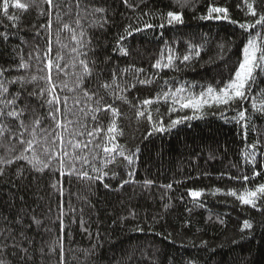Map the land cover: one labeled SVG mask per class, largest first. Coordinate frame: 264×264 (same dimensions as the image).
<instances>
[{"label": "trees", "instance_id": "obj_1", "mask_svg": "<svg viewBox=\"0 0 264 264\" xmlns=\"http://www.w3.org/2000/svg\"><path fill=\"white\" fill-rule=\"evenodd\" d=\"M21 2L30 6L27 10L10 7L9 15L16 16L15 20L0 11V69L8 70L0 81L17 77L25 80L23 85L6 83L5 94L9 100L18 97L17 109H24L20 120L28 127L25 139L33 138V122L39 119L35 139L43 142L42 137L48 136L51 140L55 122L49 116L51 106L44 102L47 95L40 96V89L49 87L41 77L49 75L48 59L59 54L61 67L69 65L63 71L53 66L50 72L55 92L61 97L57 114L61 122L65 117L78 122L70 130L81 132L99 125L103 135L115 119L123 133L115 142L123 155L114 153V158L105 163L102 149L95 148L101 142L97 136L87 150H77L89 163L77 160L76 172L71 175L67 170L62 175L56 160L37 170L27 160L14 159L25 147L13 135L23 131L19 121L0 118V124L7 125L0 135V260L4 264H264V200H257L254 208L227 194L234 190L239 196L245 188L264 183V110H254L251 98L237 102L226 112L215 106L205 107L206 114L201 118L150 136L152 124L147 120L149 111L154 122L162 118L165 125L177 116H192L191 109L179 105H175V112H169L174 105L171 96L164 100V93L182 86L194 91L207 85L221 87L238 68L249 34L260 32L258 43L264 44V29L239 27L254 24L258 18L246 14L244 0ZM248 2L257 13H264V0ZM209 5L226 7L230 19H201ZM169 11L181 12L183 23L168 26ZM65 24L77 33L84 32L83 48L71 39ZM145 24L153 27L145 28ZM161 24L165 26L161 28ZM129 25L142 31L134 32L123 43L124 54L114 49ZM190 45L199 55L193 53L184 62ZM169 47L179 59L171 67L154 68L162 54L166 62ZM73 48L86 54L93 69L79 87L76 74L81 69L78 64L75 68L71 65L74 58L85 56L76 57ZM21 63L28 67H19ZM136 69L143 71L137 73ZM113 72L116 79L112 88L101 87L112 83ZM34 76L37 79L32 80ZM141 80L150 83L141 84ZM85 91L90 99L84 96ZM262 93L264 72L257 71L252 88L257 108ZM158 96L161 98L157 102L142 105L143 100L155 101ZM63 97H67V108ZM106 105L116 108L119 115L114 117ZM97 107L101 111L94 113ZM241 108L247 109L246 135L242 123L233 119ZM138 111L145 115L138 116ZM93 115L98 119L92 120ZM58 131L66 140L72 139L64 129ZM75 139L86 143L90 138L82 135ZM246 151L255 152V164L245 159ZM38 156L47 162L42 150ZM129 156L131 164L125 159ZM81 170L89 178L79 176ZM254 170L262 174L243 181L242 177H252ZM104 172L108 175L96 179ZM189 189L204 192L194 200ZM245 220L252 223V229L242 231Z\"/></svg>", "mask_w": 264, "mask_h": 264}, {"label": "snow or ice", "instance_id": "obj_2", "mask_svg": "<svg viewBox=\"0 0 264 264\" xmlns=\"http://www.w3.org/2000/svg\"><path fill=\"white\" fill-rule=\"evenodd\" d=\"M46 2L49 5H52L53 0H46ZM127 3V0H125ZM34 3V0H33ZM244 3L248 9V12L246 14L251 15L252 17H258L255 20V23H248V24H240L239 27L241 29H254L257 26H259L261 29H264V13H257L256 9L253 7L252 3H249L248 0H244ZM28 3H22L21 0H2V4H0V11H2L3 15L6 16L9 20H15L17 19L14 15H9V8L14 7L19 10H27L29 8ZM79 5H77L78 7ZM95 12H103V9H94ZM201 19L205 20H225L228 21L229 13L228 9L226 7H217L209 5L207 9V15L202 16ZM166 22L168 26H172L174 24H182L183 23V14L181 12H175V11H169L166 14ZM232 23H237L235 21H231ZM76 24L79 25L80 21L77 19ZM165 25L161 24L160 27L163 28ZM145 28H152L153 25L151 24H145ZM65 29H68L72 35L71 39L75 40L79 46V48H83L85 46V40L84 32L81 30L79 33L76 32L75 29L71 28L68 24L64 25ZM142 31L140 28L133 29L131 25H129L127 28H125V32L123 35H120L117 39V48L114 50H120L124 51V54H127L126 51L123 49V43L126 42L128 37H131L134 32ZM261 38V33L257 32L256 36H252L251 33L249 34V39L247 40V43L243 47V58L239 62V66L236 69L234 75L226 82H224L222 87H213L212 85H207L206 87L202 88L199 94H193L190 89H186L185 87H179L175 89V92H172L169 90V92L164 93L163 98L165 101H167L168 97L171 96L173 107L169 109V112H175L177 109L175 105H179L181 109H191L193 112L192 116H177L175 119H170L169 123L167 125L164 124L162 118H158L155 122L153 121V115L151 111L147 113V120L152 124L151 132H149V136L154 133H165L170 131L171 129L175 128L179 124H182L183 122L191 119H198L201 118L204 114L205 107L212 108L213 106L217 108H223V111H229L232 108V105L237 104V102H243L245 100H249L250 98L254 101L252 104V108L254 110H264V93L261 94V99L259 103V108H257V104L255 103L256 97L252 96V88L255 83V76L257 71L264 72V44L258 43V39ZM51 49L49 48V52ZM72 52L76 54V57H79L81 55H84V59H76L74 58L72 67L75 68L77 64L79 65L81 71L77 73V87H79V84L82 82L83 78L86 76H90L93 73V69L89 67L90 61L86 58V54L81 53L78 51L77 48H73ZM167 58L166 62H164L163 54L161 59H157L155 64H153V67L156 69H162L171 67L174 63L175 59H179V57H175L173 55V50L171 47L167 49ZM193 53L195 55H199V52L196 51V48L194 46H189V52L188 54H185L183 56V61L186 62L190 60L193 56ZM40 57L38 56L37 59ZM62 59V57L57 54V57L55 59H48L47 68L49 69V75L45 77H41V79H44L47 81L49 87L48 88H42L40 89V96L44 97L47 95V99L44 101L48 105H50L49 110V116L51 119L55 122V129L53 130V133L51 134V140L49 141L48 136L42 137V141H38L35 139L37 132L36 129L40 124V120L37 119L33 122V126L31 129L30 135L33 137L32 139H25V133L28 132V127L24 124L23 120H20V117L24 113V109H17L16 106V100L18 97L14 96L11 100L7 99L5 96L6 93H8V88L6 87V83H16L20 82L22 85L25 83V80L23 77H17L12 81H0V97H4V99H0V105L3 107H0V118H6V117H12L19 121V128L23 131H20L18 133H14L13 135L17 136L18 143L22 146H25L23 149V152L19 155L14 157V159H24L27 160L29 164H31L33 167H36L37 170H42V168L49 167L50 163L53 160H56L59 164V170L61 171V174L63 175L65 170H67L68 174L71 175L73 172H76L75 169V162L77 160H80L82 164L89 163L88 159L86 157H83L79 155L80 152L85 151L88 149L89 144H93L95 141V138L97 136L101 137V142L95 144L96 149H102L105 157V163L109 162L111 159L114 158V153H119L120 155H123V150L121 147L115 142L116 137L118 135H122V130L118 129L115 119H113L106 130V133L101 135L104 130L97 125L96 127L92 128L91 130H86L85 132L78 131L76 128H71L74 123L72 120H68L67 117H65L64 121L61 122L60 117L57 115L60 113V103H61V97L56 94L55 88L56 85L52 81L51 77V69L53 66L57 69V71H63L64 68L69 67V65L66 63L63 68L58 63V61ZM19 67L27 68L28 65L21 63ZM8 71L7 69H0V76H3L4 73ZM124 71H127L125 69ZM137 73H140L143 71V69H136ZM65 75H68V73H65ZM37 79V77H32V80ZM116 79V73L113 72L112 74V83H104L101 85V87L105 89L112 88L113 83ZM141 84L150 83L148 80H141L139 81ZM64 87H67L65 84ZM187 92V95H182L183 93ZM95 95V93H93ZM84 96L86 98L90 99L89 93L87 91L84 92ZM122 98V97H121ZM161 97H157L154 101L153 99H145L142 101V105L148 106L153 104L154 102H157ZM63 102L65 105V108H67V97H63ZM76 103H79V101H76ZM99 103V101H97ZM107 109H110L113 116L116 117L119 115V112L116 108H112L111 105H106ZM70 111V110H69ZM95 112H100L101 109L99 107L92 110ZM158 111V110H157ZM247 109L241 108L237 111V116L233 117L234 120L237 121V123H242V127L245 129V135L248 124L247 120L248 117L246 115ZM87 115V113H85ZM138 116H144L145 113L143 111L137 112ZM221 115H223V112H221ZM97 116L93 115L92 120H97ZM79 127H83L82 124L79 125ZM7 128V125L0 124V135H3L4 130ZM59 129H64V131H67L69 133V136L72 137V139H65L62 132H59ZM43 131V130H41ZM87 135L90 139L87 140L86 143H81L80 141L76 140V136H82ZM110 145V146H109ZM71 148L72 151L69 152L68 148ZM251 148L255 149V145H251ZM42 150L44 155L47 157V162L41 161L38 156V151ZM31 153V157L28 155H25V153ZM126 160L129 161V164L132 163V157H125ZM245 159H247L250 163L255 164L256 163V155L255 152H245ZM5 163H11L12 160H4ZM38 165H42V167H38ZM94 171L99 172V169H93ZM3 170L0 169V174H2ZM262 174L261 171H253L252 177H249L247 175H244L242 177L243 181L247 182L250 179H255V177L260 176ZM79 176L84 178H89L87 172L80 171L78 173ZM108 173L104 172L101 175H98L96 179L102 180L105 176H107ZM129 175H132V173H129ZM113 176H115V173H113ZM232 179H236L233 177ZM123 183H128V181H124ZM146 184L151 183V181H146ZM105 187H108L107 184H105ZM170 188L171 185H168ZM216 192H219V189L215 190ZM204 190H193L189 189L188 194L194 199H198L203 195ZM212 194H215L212 193ZM228 195L236 197L241 204L244 205H250L252 207H256V201L257 200H264V183H260L256 185L253 189L245 188L243 193L237 196V192L234 190H229ZM253 225L249 220H245L243 222V228L242 231L245 229H252ZM0 264H4L3 260H0ZM189 264H192V262H189Z\"/></svg>", "mask_w": 264, "mask_h": 264}, {"label": "rangeland", "instance_id": "obj_3", "mask_svg": "<svg viewBox=\"0 0 264 264\" xmlns=\"http://www.w3.org/2000/svg\"><path fill=\"white\" fill-rule=\"evenodd\" d=\"M222 87V86H221ZM191 90V92L193 93V94H199L200 93V91L202 90V89H200V90H197V91H194V90H192V89H190ZM188 93L187 92H185V93H183L182 95H187Z\"/></svg>", "mask_w": 264, "mask_h": 264}]
</instances>
